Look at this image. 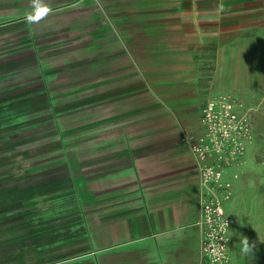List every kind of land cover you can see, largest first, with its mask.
<instances>
[{"label":"crops","instance_id":"obj_1","mask_svg":"<svg viewBox=\"0 0 264 264\" xmlns=\"http://www.w3.org/2000/svg\"><path fill=\"white\" fill-rule=\"evenodd\" d=\"M47 2L54 14L28 25V0H0V107L76 117L66 146L92 201L94 264H201L203 186L187 135L227 94L253 121L248 155L264 148V0ZM21 57L42 59L35 77Z\"/></svg>","mask_w":264,"mask_h":264},{"label":"rangeland","instance_id":"obj_2","mask_svg":"<svg viewBox=\"0 0 264 264\" xmlns=\"http://www.w3.org/2000/svg\"><path fill=\"white\" fill-rule=\"evenodd\" d=\"M3 60L0 48V67ZM39 61L21 57L16 66L35 77ZM42 86L36 82L35 88ZM59 117L44 104L0 107V264H94L87 253L92 201L83 192L78 195L75 157L66 146L75 138L65 133L77 121ZM259 123L264 130V121ZM254 138L224 203L232 264H264V148L248 155ZM242 236L256 242L254 257L240 255Z\"/></svg>","mask_w":264,"mask_h":264},{"label":"built area","instance_id":"obj_3","mask_svg":"<svg viewBox=\"0 0 264 264\" xmlns=\"http://www.w3.org/2000/svg\"><path fill=\"white\" fill-rule=\"evenodd\" d=\"M242 108L243 102L238 98L225 94L213 97L203 108L202 134L187 135L191 151L200 163L203 186L201 264H231V221L224 203L231 196L238 170L247 163V146L254 138L253 123L241 113Z\"/></svg>","mask_w":264,"mask_h":264},{"label":"clouds","instance_id":"obj_4","mask_svg":"<svg viewBox=\"0 0 264 264\" xmlns=\"http://www.w3.org/2000/svg\"><path fill=\"white\" fill-rule=\"evenodd\" d=\"M28 11L24 13V22L28 25H36L46 20L49 16L54 14V9L47 2V0H28ZM219 11H224L223 5L218 6ZM225 226L228 225L225 223ZM240 255L244 257H254L256 250V242L249 241L245 236L240 240Z\"/></svg>","mask_w":264,"mask_h":264}]
</instances>
